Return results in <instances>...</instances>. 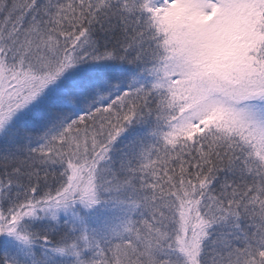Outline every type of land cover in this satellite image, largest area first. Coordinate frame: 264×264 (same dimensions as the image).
Listing matches in <instances>:
<instances>
[{
    "label": "snow or ice",
    "instance_id": "obj_1",
    "mask_svg": "<svg viewBox=\"0 0 264 264\" xmlns=\"http://www.w3.org/2000/svg\"><path fill=\"white\" fill-rule=\"evenodd\" d=\"M0 264H264V0H0Z\"/></svg>",
    "mask_w": 264,
    "mask_h": 264
}]
</instances>
